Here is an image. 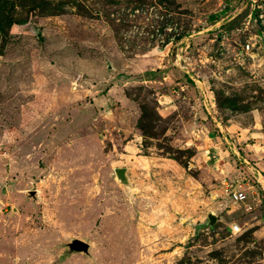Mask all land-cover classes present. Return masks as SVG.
I'll return each mask as SVG.
<instances>
[{"label":"rangeland","instance_id":"1","mask_svg":"<svg viewBox=\"0 0 264 264\" xmlns=\"http://www.w3.org/2000/svg\"><path fill=\"white\" fill-rule=\"evenodd\" d=\"M263 183L264 0H0V264H264Z\"/></svg>","mask_w":264,"mask_h":264},{"label":"built area","instance_id":"2","mask_svg":"<svg viewBox=\"0 0 264 264\" xmlns=\"http://www.w3.org/2000/svg\"><path fill=\"white\" fill-rule=\"evenodd\" d=\"M240 184H227L224 186V193L233 201H243L246 199V194L240 189ZM241 230V227L238 223H234L230 226V231L236 233Z\"/></svg>","mask_w":264,"mask_h":264},{"label":"crops","instance_id":"3","mask_svg":"<svg viewBox=\"0 0 264 264\" xmlns=\"http://www.w3.org/2000/svg\"><path fill=\"white\" fill-rule=\"evenodd\" d=\"M245 146H248V144H245ZM260 174V173H259ZM257 180H259L260 178H258V176H254ZM236 179L238 180V178L236 177ZM245 179L244 178H242V183L243 184H246L247 182L246 181H244ZM261 188H262V191L264 192V183L261 185Z\"/></svg>","mask_w":264,"mask_h":264},{"label":"water","instance_id":"4","mask_svg":"<svg viewBox=\"0 0 264 264\" xmlns=\"http://www.w3.org/2000/svg\"><path fill=\"white\" fill-rule=\"evenodd\" d=\"M117 172H118V176H119V178L121 177V175H124L122 169H118ZM122 177H123V176H122ZM122 179H123V178H122ZM211 220H212V219H211ZM86 247H87L86 245H82V248H83V249H86Z\"/></svg>","mask_w":264,"mask_h":264},{"label":"bare ground","instance_id":"5","mask_svg":"<svg viewBox=\"0 0 264 264\" xmlns=\"http://www.w3.org/2000/svg\"><path fill=\"white\" fill-rule=\"evenodd\" d=\"M123 176V177H122ZM124 178V175H121L120 179Z\"/></svg>","mask_w":264,"mask_h":264}]
</instances>
